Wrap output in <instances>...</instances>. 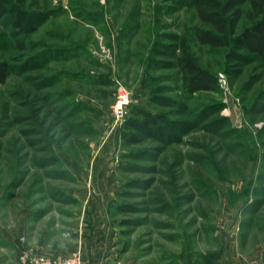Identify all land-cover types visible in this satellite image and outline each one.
<instances>
[{
	"label": "rangeland",
	"instance_id": "obj_1",
	"mask_svg": "<svg viewBox=\"0 0 264 264\" xmlns=\"http://www.w3.org/2000/svg\"><path fill=\"white\" fill-rule=\"evenodd\" d=\"M0 2V264H234L264 247V60L234 49L248 5L219 34L194 0ZM182 51L212 89L188 92Z\"/></svg>",
	"mask_w": 264,
	"mask_h": 264
},
{
	"label": "trees",
	"instance_id": "obj_2",
	"mask_svg": "<svg viewBox=\"0 0 264 264\" xmlns=\"http://www.w3.org/2000/svg\"><path fill=\"white\" fill-rule=\"evenodd\" d=\"M194 3L200 21L215 28L219 34H226L229 29L230 33L235 34L242 15L240 9L242 6L248 5L250 9L247 14L249 27L242 28V31L234 37V49L251 52L264 60V0H230L224 4L222 9L215 0H194ZM9 12L14 13L12 10ZM228 12L231 14L225 16ZM16 14L14 13L15 16H17ZM14 25H17L16 21ZM195 38L203 45L211 47L223 45L218 36L210 32L196 30ZM176 68L189 93L212 89L215 83L214 79L195 65L183 51ZM5 70V65L0 66V80L3 79ZM152 122L150 121V123Z\"/></svg>",
	"mask_w": 264,
	"mask_h": 264
},
{
	"label": "built area",
	"instance_id": "obj_3",
	"mask_svg": "<svg viewBox=\"0 0 264 264\" xmlns=\"http://www.w3.org/2000/svg\"><path fill=\"white\" fill-rule=\"evenodd\" d=\"M116 99L117 102L113 107L114 112L122 114L123 110L129 103V94L123 89H119ZM20 261L22 264H82L78 253H73L66 258L49 259L40 255H33L24 252L20 257Z\"/></svg>",
	"mask_w": 264,
	"mask_h": 264
},
{
	"label": "crops",
	"instance_id": "obj_4",
	"mask_svg": "<svg viewBox=\"0 0 264 264\" xmlns=\"http://www.w3.org/2000/svg\"><path fill=\"white\" fill-rule=\"evenodd\" d=\"M235 257H236V260H235L236 263L234 264H264V247L258 248L257 250H254L253 252H251V254H248L246 256L236 255ZM92 264H98V262H95Z\"/></svg>",
	"mask_w": 264,
	"mask_h": 264
}]
</instances>
